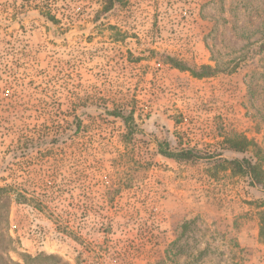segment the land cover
<instances>
[{
  "label": "rangeland",
  "instance_id": "rangeland-1",
  "mask_svg": "<svg viewBox=\"0 0 264 264\" xmlns=\"http://www.w3.org/2000/svg\"><path fill=\"white\" fill-rule=\"evenodd\" d=\"M108 2L0 0L4 264H264V0Z\"/></svg>",
  "mask_w": 264,
  "mask_h": 264
},
{
  "label": "trees",
  "instance_id": "trees-1",
  "mask_svg": "<svg viewBox=\"0 0 264 264\" xmlns=\"http://www.w3.org/2000/svg\"><path fill=\"white\" fill-rule=\"evenodd\" d=\"M119 0H109V5L112 6L114 2H117ZM107 9V8H106ZM49 19L51 21H54V18L50 16ZM168 62L173 65V67L183 71V72H190L193 77L198 79H203L206 77H209L212 73V68L208 66H188L187 64L168 58ZM121 114H117V116H120ZM240 144H237L234 146L236 151L239 152H248V149L246 147L250 144L247 142L246 139H243V141L239 142ZM241 146V147H240ZM251 155L249 158H244L242 160H219L216 164L217 166H222L223 169H226L228 166V169L231 170V172L235 175H246L250 179V184L254 187L260 188L264 191V166H263V159L261 156H258L257 153H254L252 151H249ZM161 154L167 158H173L175 160L179 161H194L197 159H200L201 156L194 152L193 150H181L178 152H171L170 150H162ZM6 192V189L0 188V203L2 194ZM262 208H264V202L262 204ZM260 216V240L264 244V209L263 211L259 212ZM6 239V231L4 227H1L0 225V264H4L5 262V256H4V243ZM6 255V254H5ZM8 264H18L13 262L12 260H9Z\"/></svg>",
  "mask_w": 264,
  "mask_h": 264
}]
</instances>
